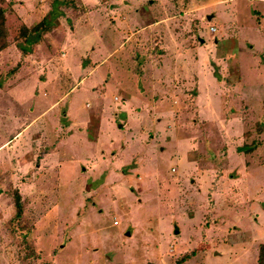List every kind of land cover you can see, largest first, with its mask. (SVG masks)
Listing matches in <instances>:
<instances>
[{
	"label": "rangeland",
	"instance_id": "1",
	"mask_svg": "<svg viewBox=\"0 0 264 264\" xmlns=\"http://www.w3.org/2000/svg\"><path fill=\"white\" fill-rule=\"evenodd\" d=\"M5 3L0 264H258L264 0Z\"/></svg>",
	"mask_w": 264,
	"mask_h": 264
},
{
	"label": "trees",
	"instance_id": "2",
	"mask_svg": "<svg viewBox=\"0 0 264 264\" xmlns=\"http://www.w3.org/2000/svg\"><path fill=\"white\" fill-rule=\"evenodd\" d=\"M9 6V3H5V0H0V51L5 49L8 42V28H7V20H8V12L6 11V7ZM15 20L20 23V20L17 19L15 15ZM51 30V24L48 23L47 17L44 16L41 20L36 22L31 26H22L20 30V36L24 37L26 41L29 42H37L40 38V34L49 32ZM42 35V36H43ZM23 52L25 51L22 49ZM19 193L15 194L14 206L16 208V217H19L22 214V204L20 201ZM258 264H264V244L260 245V251L258 255Z\"/></svg>",
	"mask_w": 264,
	"mask_h": 264
},
{
	"label": "crops",
	"instance_id": "3",
	"mask_svg": "<svg viewBox=\"0 0 264 264\" xmlns=\"http://www.w3.org/2000/svg\"><path fill=\"white\" fill-rule=\"evenodd\" d=\"M50 33V32H49ZM44 36H46V34H44ZM63 62V64H65V62L64 61H62Z\"/></svg>",
	"mask_w": 264,
	"mask_h": 264
},
{
	"label": "built area",
	"instance_id": "4",
	"mask_svg": "<svg viewBox=\"0 0 264 264\" xmlns=\"http://www.w3.org/2000/svg\"><path fill=\"white\" fill-rule=\"evenodd\" d=\"M212 30H214V28H212Z\"/></svg>",
	"mask_w": 264,
	"mask_h": 264
}]
</instances>
